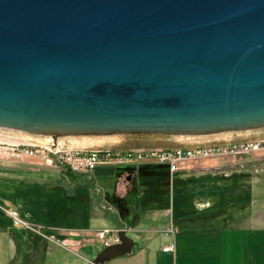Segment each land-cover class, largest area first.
Wrapping results in <instances>:
<instances>
[{
	"label": "water",
	"instance_id": "95a60500",
	"mask_svg": "<svg viewBox=\"0 0 264 264\" xmlns=\"http://www.w3.org/2000/svg\"><path fill=\"white\" fill-rule=\"evenodd\" d=\"M0 127H264V0H0ZM118 241L86 264L129 255L126 230Z\"/></svg>",
	"mask_w": 264,
	"mask_h": 264
},
{
	"label": "rangeland",
	"instance_id": "374dc122",
	"mask_svg": "<svg viewBox=\"0 0 264 264\" xmlns=\"http://www.w3.org/2000/svg\"><path fill=\"white\" fill-rule=\"evenodd\" d=\"M260 129L264 127L218 131L208 133L218 134L217 136L203 139L195 138L203 134H84L86 137L102 139L97 144L99 146L93 148L83 147L82 142L74 136L56 134L48 135L50 140L43 146L53 144L65 149L112 151L210 147L249 140L250 133ZM11 145L14 144L0 142V264H85L83 258L91 262L104 249L94 234L116 226L109 215L112 213L111 216L116 215L123 222V202L125 204L127 201V198L123 199V187L127 185L123 168L100 166L94 176L84 177L90 178L88 182L71 181L54 167L44 165L38 157H31L25 162L10 158L6 148ZM149 162L154 164L152 160ZM190 164H194V168L189 170L187 178L198 180L206 177L218 188L226 187L225 202L221 203L225 212L220 215L233 214L240 217L237 221L240 224L264 226V155L203 159ZM103 171L109 173H101ZM133 177L134 175L131 178ZM183 190L186 194H192L188 203L195 205L197 209L202 206L199 204L200 200L194 197L191 186H186ZM230 197L233 204L239 201V197L240 201L226 210ZM207 199L208 205L216 209L218 198L210 195ZM173 200L176 205L171 206L165 218L163 214L153 216L152 213L142 216V226L153 230L139 234L140 240L134 234V250L151 241L159 248L168 244L167 238L171 233L164 232L171 229L172 222L177 221L179 214L177 199ZM97 203L109 210L108 215L98 208ZM1 208L14 210L19 219L28 225L42 227L48 239L23 227H15L12 219ZM67 238L74 242L84 241L85 244L78 251H73L69 245L62 243ZM41 242L50 250L43 252ZM112 263H123V257L105 264Z\"/></svg>",
	"mask_w": 264,
	"mask_h": 264
},
{
	"label": "crops",
	"instance_id": "0c3cea01",
	"mask_svg": "<svg viewBox=\"0 0 264 264\" xmlns=\"http://www.w3.org/2000/svg\"><path fill=\"white\" fill-rule=\"evenodd\" d=\"M262 138L264 129L256 130L249 135V140ZM193 166L194 164H188L183 170L175 173L177 177L172 183L164 166L144 163L122 167L127 183L123 187V199L127 198V201L125 204L123 202V222L116 215L110 216L116 225L113 229L126 230L127 235L133 240L136 234V238L140 240L139 234L153 230L142 226V216L152 213L153 216L163 214L165 218L171 206L176 205L173 198L177 199L179 214L177 221L172 222L171 229L164 232L171 233L167 238L168 244H163L159 248L151 241L134 250L133 243L132 251L123 257V263L112 264H264V226L240 224L237 222L240 217L233 214L220 215L225 212L221 203L225 202L226 187L218 188L205 179L206 177H200L198 180L187 178V173L194 168ZM186 186H191L193 190L197 188L192 193H195L194 197L202 204L198 209L188 203L192 194L182 191ZM210 195L218 198L217 207H221L220 209L208 205L207 198ZM230 199L231 197L226 210L240 201L239 197V201L233 204ZM62 241L73 251H78L85 244L84 241L74 242L69 238ZM172 244L173 252L163 251L164 247ZM40 248L43 252L50 250L42 242ZM83 261L86 264L89 260L83 258Z\"/></svg>",
	"mask_w": 264,
	"mask_h": 264
},
{
	"label": "built area",
	"instance_id": "2783aa9c",
	"mask_svg": "<svg viewBox=\"0 0 264 264\" xmlns=\"http://www.w3.org/2000/svg\"><path fill=\"white\" fill-rule=\"evenodd\" d=\"M6 152L17 161L25 162L31 157H38L44 165L54 167L62 174L94 176L100 166H138L154 164L166 167L168 178L172 183L173 175L192 162L203 159L244 157L251 154L264 155V138L244 140L224 145L196 148H171L147 150L112 151L109 149H65L59 145L28 146L14 144L6 148ZM144 162V163H143ZM2 209V208H1ZM12 219L15 227H23L40 237L47 238L42 227H34L20 220L17 213L2 209ZM120 229H103L96 232L97 240L103 247L118 243ZM165 252H173L174 244L163 248Z\"/></svg>",
	"mask_w": 264,
	"mask_h": 264
},
{
	"label": "bare ground",
	"instance_id": "6f19581e",
	"mask_svg": "<svg viewBox=\"0 0 264 264\" xmlns=\"http://www.w3.org/2000/svg\"><path fill=\"white\" fill-rule=\"evenodd\" d=\"M218 134H203L197 135L195 138L203 139L209 137H215ZM75 139H78L82 142L83 147H98V143L102 142V139L99 137H86L83 135H72ZM50 137L47 134L43 133H35L29 131H21L17 129L11 128H2L0 127V142L13 143V144H21L28 146H38L43 144H47L49 142ZM80 145V144H79ZM48 146V145H47ZM75 148V147H74ZM78 148V147H77ZM84 150V149H83Z\"/></svg>",
	"mask_w": 264,
	"mask_h": 264
},
{
	"label": "trees",
	"instance_id": "16d2710c",
	"mask_svg": "<svg viewBox=\"0 0 264 264\" xmlns=\"http://www.w3.org/2000/svg\"><path fill=\"white\" fill-rule=\"evenodd\" d=\"M68 180H71V181H74V180H79V181H89L90 180V178H84V177H86V176H84V175H74V174H71V173H68V172H66V173H64L63 174ZM95 194H96V191L94 192ZM94 193H93V196H94ZM97 199L98 200H100V197L98 198L97 197ZM96 202V201H95ZM97 206H98V208L99 209H101L102 211H105L106 212V214H107V212L109 211L106 207H104V205H100V203H97ZM108 215V214H107ZM111 215H112V213H111ZM111 215H109V216H111Z\"/></svg>",
	"mask_w": 264,
	"mask_h": 264
}]
</instances>
